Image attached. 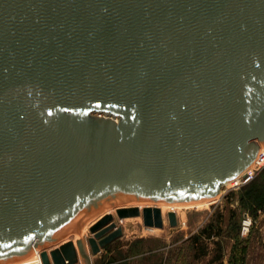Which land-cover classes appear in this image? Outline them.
Instances as JSON below:
<instances>
[{
    "label": "water",
    "instance_id": "obj_1",
    "mask_svg": "<svg viewBox=\"0 0 264 264\" xmlns=\"http://www.w3.org/2000/svg\"><path fill=\"white\" fill-rule=\"evenodd\" d=\"M262 146L264 0H0V264H92Z\"/></svg>",
    "mask_w": 264,
    "mask_h": 264
},
{
    "label": "rangeland",
    "instance_id": "obj_2",
    "mask_svg": "<svg viewBox=\"0 0 264 264\" xmlns=\"http://www.w3.org/2000/svg\"><path fill=\"white\" fill-rule=\"evenodd\" d=\"M261 181L264 183V165L247 183L222 187L214 200L199 205L175 204V227L167 218L172 211L166 212L160 229L146 228L142 217L115 219L123 229L122 236L98 254H91L92 264H264V186L258 189ZM98 217L69 239L79 234L86 239L89 228L85 229ZM244 217L252 222L245 237L239 231ZM207 227L210 238L203 234L193 244L192 238Z\"/></svg>",
    "mask_w": 264,
    "mask_h": 264
},
{
    "label": "built area",
    "instance_id": "obj_3",
    "mask_svg": "<svg viewBox=\"0 0 264 264\" xmlns=\"http://www.w3.org/2000/svg\"><path fill=\"white\" fill-rule=\"evenodd\" d=\"M263 165H264V152H262V149H260L258 156L255 162L252 164V166L248 170H246L239 178H237L230 184L233 185L234 187H238L241 184L247 183L248 181L252 180L254 172H256ZM251 224L252 222L250 218L248 217L243 218L241 222L240 230H239L241 236L245 237L249 234ZM36 257L40 259V264H42L41 258H40V252H34V254L32 255L33 259L31 258V260L29 261H21V262L19 261V262L12 263V264H28V263L30 264L34 261Z\"/></svg>",
    "mask_w": 264,
    "mask_h": 264
},
{
    "label": "bare ground",
    "instance_id": "obj_4",
    "mask_svg": "<svg viewBox=\"0 0 264 264\" xmlns=\"http://www.w3.org/2000/svg\"><path fill=\"white\" fill-rule=\"evenodd\" d=\"M261 149H262V152H264V146H262L261 147ZM238 185H239V183H238ZM233 186V185H232ZM214 200V199H213ZM209 201H211V200H205V201H200V202H196V203H191V204H197V205H199V204H204V203H207V202H209ZM143 205H146V206H149V207H158L159 209H160V211H161V215H162V219H163V223H164V218H165V214H166V212L167 211H172V212H175V208H176V205L175 204H160L159 206H150L151 204H143V203H136V204H133V206H136V207H138L139 209H141L142 207H143ZM177 205H180V204H177ZM185 205V204H184ZM182 206V205H181ZM144 208V207H143ZM142 208V209H143ZM141 209V210H142ZM140 210V211H141ZM110 213H112L113 214V212H112V210L110 211ZM176 213V212H175ZM103 215H105L104 213H102V215L101 216H99L94 222H92L86 229H85V231L88 229V228H90V227H92L100 218H102L103 217ZM141 217V216H140ZM177 217V216H176ZM127 219V218H126ZM122 221V220H121ZM76 234V233H75ZM70 239H72V238H70ZM75 240V239H74ZM73 240V241H74ZM31 258L32 257H29V258H26V259H24V260H22V261H29V260H31ZM33 259V258H32ZM21 262V261H20ZM29 264V263H28ZM30 264H40V259L38 258V257H36L35 259H34V261L32 262V263H30Z\"/></svg>",
    "mask_w": 264,
    "mask_h": 264
},
{
    "label": "trees",
    "instance_id": "obj_5",
    "mask_svg": "<svg viewBox=\"0 0 264 264\" xmlns=\"http://www.w3.org/2000/svg\"><path fill=\"white\" fill-rule=\"evenodd\" d=\"M261 183H263V181H261V182L258 184V189H261V188L264 186V183H263V184H261ZM256 189H257V188H256ZM261 193L264 194V189L261 190ZM261 193H260V195H261ZM203 234L206 235L207 238H210V234H209V231H208V227L205 228V229H203V230L201 231V234H200V235H198V236H194V237L192 238V243H193V244L197 243L198 240H200L201 235H203Z\"/></svg>",
    "mask_w": 264,
    "mask_h": 264
},
{
    "label": "crops",
    "instance_id": "obj_6",
    "mask_svg": "<svg viewBox=\"0 0 264 264\" xmlns=\"http://www.w3.org/2000/svg\"><path fill=\"white\" fill-rule=\"evenodd\" d=\"M74 240V239H73ZM91 261H92V259H91Z\"/></svg>",
    "mask_w": 264,
    "mask_h": 264
}]
</instances>
